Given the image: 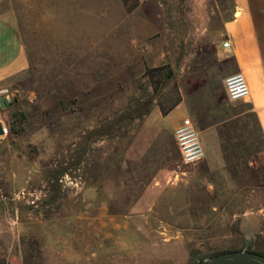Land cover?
I'll return each mask as SVG.
<instances>
[{
    "label": "rangeland",
    "instance_id": "obj_1",
    "mask_svg": "<svg viewBox=\"0 0 264 264\" xmlns=\"http://www.w3.org/2000/svg\"><path fill=\"white\" fill-rule=\"evenodd\" d=\"M233 10L234 0H3L25 64L0 79V264L264 253L263 134L223 86ZM177 96L196 113V164L173 136L186 104L160 109Z\"/></svg>",
    "mask_w": 264,
    "mask_h": 264
},
{
    "label": "crops",
    "instance_id": "obj_2",
    "mask_svg": "<svg viewBox=\"0 0 264 264\" xmlns=\"http://www.w3.org/2000/svg\"><path fill=\"white\" fill-rule=\"evenodd\" d=\"M2 2L0 0V7ZM225 34L229 46L222 47V51L230 58L233 69L241 71L246 78L250 95L245 100L256 114L264 140V0H234L233 15L225 23ZM24 64V50L17 29L0 13V79L10 76ZM182 104H186L184 97L177 106ZM187 108L188 112L178 114L172 122L173 136L183 117L191 120L189 114L196 117L193 109Z\"/></svg>",
    "mask_w": 264,
    "mask_h": 264
},
{
    "label": "built area",
    "instance_id": "obj_3",
    "mask_svg": "<svg viewBox=\"0 0 264 264\" xmlns=\"http://www.w3.org/2000/svg\"><path fill=\"white\" fill-rule=\"evenodd\" d=\"M223 46L228 47L229 42L225 41ZM223 86L227 98L231 101H242L250 95L246 78L241 71L228 74L223 80ZM0 92L6 93L5 90ZM2 129V134H6L7 127L2 124ZM174 140L184 164H196L204 159L205 150L199 132L188 116L183 117L174 129Z\"/></svg>",
    "mask_w": 264,
    "mask_h": 264
},
{
    "label": "water",
    "instance_id": "obj_4",
    "mask_svg": "<svg viewBox=\"0 0 264 264\" xmlns=\"http://www.w3.org/2000/svg\"><path fill=\"white\" fill-rule=\"evenodd\" d=\"M0 102L1 105H4L2 98ZM2 133V123L0 121V135ZM195 264H264V254L251 250H226Z\"/></svg>",
    "mask_w": 264,
    "mask_h": 264
},
{
    "label": "trees",
    "instance_id": "obj_5",
    "mask_svg": "<svg viewBox=\"0 0 264 264\" xmlns=\"http://www.w3.org/2000/svg\"><path fill=\"white\" fill-rule=\"evenodd\" d=\"M132 7H130V9H131ZM160 70H162V68L161 67H154V68H151L150 69V72H152V73H150L151 75L153 74V73H155V72H159ZM149 71V70H148ZM164 76L166 77V78H171L173 75H172V71L171 70H169L168 72H165L164 73ZM181 101V98H180V96H177L168 106H165V105H163V104H161L160 103V109H161V112H162V114L163 115H166L168 112H170L175 106H177L178 104H179V102ZM15 130H18V129H16V127H15V125H14V122H12V124L10 125V131H15ZM246 250H251L250 248H248V249H246ZM251 251H255V250H251ZM255 252H257V251H255ZM218 253H220V252H217V253H214V254H212V256H214V255H216V254H218ZM258 253H261V254H264L263 252H258Z\"/></svg>",
    "mask_w": 264,
    "mask_h": 264
}]
</instances>
